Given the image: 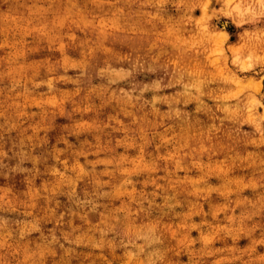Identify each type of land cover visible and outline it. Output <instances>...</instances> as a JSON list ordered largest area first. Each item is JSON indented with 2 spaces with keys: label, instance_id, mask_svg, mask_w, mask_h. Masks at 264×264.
Here are the masks:
<instances>
[{
  "label": "clouds",
  "instance_id": "obj_1",
  "mask_svg": "<svg viewBox=\"0 0 264 264\" xmlns=\"http://www.w3.org/2000/svg\"><path fill=\"white\" fill-rule=\"evenodd\" d=\"M0 264H264V0H0Z\"/></svg>",
  "mask_w": 264,
  "mask_h": 264
}]
</instances>
